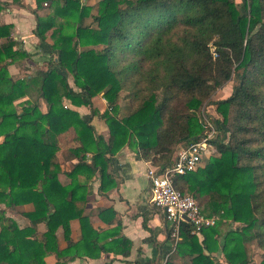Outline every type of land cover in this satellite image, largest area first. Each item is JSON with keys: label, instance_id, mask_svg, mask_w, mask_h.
Listing matches in <instances>:
<instances>
[{"label": "trees", "instance_id": "obj_1", "mask_svg": "<svg viewBox=\"0 0 264 264\" xmlns=\"http://www.w3.org/2000/svg\"><path fill=\"white\" fill-rule=\"evenodd\" d=\"M86 1L34 0L33 34L51 39L57 52L34 76L11 79L9 67L30 58L13 38V25L0 24V83L9 87L0 93V204L31 206L21 213L28 221L22 229L0 210V264H46L47 255L58 264L127 257V239L95 230L83 216L88 181L98 175L102 193L115 187L109 163L124 147L153 167L170 166L180 144L202 136L198 113L231 81V95L214 102L220 120L212 121L220 132L226 127L228 142L217 136L205 164L174 179L175 189L217 221L198 236L181 224L166 264H255L248 243L264 264V0H99L92 15ZM45 7L50 13L38 15ZM98 96L103 110L94 106ZM23 99L18 113L14 103ZM122 100L129 110L119 116ZM93 117L104 122L107 137L96 133ZM70 132L77 144L59 157L57 138ZM60 174L70 183L62 185ZM73 220L80 225L77 241Z\"/></svg>", "mask_w": 264, "mask_h": 264}, {"label": "crops", "instance_id": "obj_2", "mask_svg": "<svg viewBox=\"0 0 264 264\" xmlns=\"http://www.w3.org/2000/svg\"><path fill=\"white\" fill-rule=\"evenodd\" d=\"M5 12L9 15L0 18L2 20L0 24H12L13 38L20 42V46L25 52L28 51L26 44L31 35L37 42L33 35L34 18H15L10 9ZM25 30L31 31L30 35H25ZM98 100L99 105L104 109L106 102L102 98H98ZM81 109L84 111V108ZM81 109L79 112L82 113ZM81 113L80 115H82ZM83 113L86 114L87 119L90 117L87 113ZM90 124L95 128L97 134L107 137V129L102 120L93 117ZM70 133L73 135L72 132ZM74 146H70L68 149ZM149 166L152 165L138 159L134 149L124 147L111 157L109 163L108 172L115 187L105 193L100 192V178L96 175L88 181L92 190L87 201L84 204H79V208L83 209V216L88 218L89 224L95 230L113 232V239L123 237L131 243L129 255L121 257L111 254L110 257L103 256L99 259L78 258L66 264H166L168 259L174 256L169 238V224L165 220L164 214L149 203L150 190L147 179ZM63 177L62 185L69 184L71 179ZM79 179L85 180V177H79ZM108 209L111 214L106 215L104 220L101 219L100 212ZM71 234L73 241L80 239V225L77 220L71 222ZM58 246L59 249H64L65 241L59 239ZM176 261L187 264L185 261L181 262L180 259Z\"/></svg>", "mask_w": 264, "mask_h": 264}, {"label": "rangeland", "instance_id": "obj_3", "mask_svg": "<svg viewBox=\"0 0 264 264\" xmlns=\"http://www.w3.org/2000/svg\"><path fill=\"white\" fill-rule=\"evenodd\" d=\"M98 1L99 0H87L86 1V5L92 7V11L90 13L91 15L95 14V12H96L95 7H96V4ZM0 2L4 5L3 10L0 12V18L1 19L5 18L7 15H9L7 12H5L7 9H10L11 13L13 12L12 15L15 18H34V13H33V11L35 9L34 0H0ZM237 2H238V0H237ZM49 10H50L49 8L45 7L44 9L39 10L37 14L40 16H45V15H47V13H50ZM90 18L91 17L87 18L84 23L85 24L91 23ZM1 21L2 20H0V22ZM30 33H31V31L25 30V35L26 34L30 35ZM51 42L52 41L49 38H47L46 42L45 41L41 42L39 40H37V42H36L33 40V36L31 35V37H29L27 39V44H26V45H28L26 47L28 51H26V52H28L27 54H28V57L30 58V61L24 60L22 63H20V62L17 63L19 65H15V64L11 65V67H9V75L11 76V79L17 80L20 78H25L26 76H34L35 72L42 66L44 61L49 60V59H56L57 58V52L51 51L49 48V46L51 45ZM67 81L71 86H73L71 77H68ZM235 84H236L235 81L228 82L222 88H220L216 91V93L214 94L211 101L206 103L204 105V107L202 108V110L198 113L199 123H201V121H203L205 118L209 119L210 121H213V119H219V117L215 111L214 102L230 96L232 93L233 86ZM0 86H1L0 93L3 91H6L9 88L7 85V82H1ZM98 98H101V97L98 96L97 99H95L93 103L97 108H99L100 110H103V108L99 105ZM25 100L24 99L19 100L18 102L14 103V106H15L18 113H20L21 107H22L23 102ZM64 106L68 107L69 103L67 101H65ZM39 108L41 109V111L44 110V108H45L44 103L40 102ZM119 108H120L119 109V116L125 115L129 110L127 101L126 100L120 101L119 102ZM81 111H82V113L79 112V114L81 113L82 114L81 116L83 117V119L86 120L87 119L86 114L83 113L84 112L83 109H81ZM226 131H227V129L225 127V131L221 130V132H220L218 130V134L216 135V137L219 136L220 138H222L225 143L228 142V136H229L228 132H226ZM216 137H214L212 140H215ZM57 142H58V144H57L58 145L57 155L59 157H61L63 154L66 153V151H67L66 149H68V147L74 146L77 144L74 135H72L71 133H67V134L58 136ZM180 146H185V145L180 144ZM178 148L179 147H177L176 152L180 150ZM212 148L214 149L213 144H212ZM209 152L210 153L205 154V157L201 163V166L203 164H205V162L210 157L211 151H209ZM67 165L70 166L71 163L68 162ZM63 176L64 175H62V174L59 175V180L61 183L64 182ZM79 177H85V176L80 175ZM87 185H88V183H87ZM89 187H90V190H92V186H89ZM88 195H87V197H88ZM87 197H86V201H87ZM199 204L202 207L201 202ZM0 210L4 211V216L6 218L12 219L20 229L25 228L28 225V221L22 216L21 213L26 212V211H30L31 210L30 205L18 206V207H15L13 210H11L9 208H6L3 204H0ZM226 225L229 228H233L236 226V224H234L231 221H229V224H226ZM228 227H223V230H225ZM44 231H45L44 224H42V223L38 224L37 232L39 234H41ZM56 236H57V246H58V240L59 239H63L65 241L64 236H63V231L61 228H59L57 230ZM58 248H59V246H58ZM246 250H247V257L249 258V260L252 263L257 264L261 260V255L258 253V251L255 248L253 243L246 244ZM172 254H174V256H175V251ZM44 261L46 264H58V262L55 260L54 256H52V255H47L45 257Z\"/></svg>", "mask_w": 264, "mask_h": 264}, {"label": "built area", "instance_id": "obj_4", "mask_svg": "<svg viewBox=\"0 0 264 264\" xmlns=\"http://www.w3.org/2000/svg\"><path fill=\"white\" fill-rule=\"evenodd\" d=\"M66 107V106H65ZM202 136L194 143L179 146L170 166L163 170L149 166V203L160 210L169 224V238L172 251L179 241L181 224H189L193 235H199L204 227L214 226L216 217H206L197 201L187 193H181L174 187V179L196 170L202 163L205 154L213 150L211 142L218 134L217 126L205 118L201 121Z\"/></svg>", "mask_w": 264, "mask_h": 264}]
</instances>
